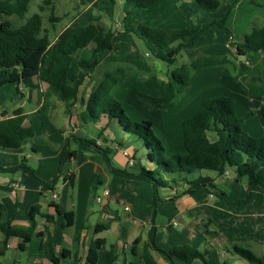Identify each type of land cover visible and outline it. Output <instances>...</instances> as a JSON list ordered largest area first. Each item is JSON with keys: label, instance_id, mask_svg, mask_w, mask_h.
Masks as SVG:
<instances>
[{"label": "crops", "instance_id": "crops-1", "mask_svg": "<svg viewBox=\"0 0 264 264\" xmlns=\"http://www.w3.org/2000/svg\"><path fill=\"white\" fill-rule=\"evenodd\" d=\"M219 1L222 3L219 9L200 11V18L202 17L204 21L218 19L230 6L225 27L205 29L199 33L201 34L200 39L196 40L201 41L205 39L204 35L210 34L211 41L205 56L221 57L229 54L239 66V71L248 77L250 72L246 73V67L242 64V59H247L248 56L237 51L236 47L231 46L230 43L238 44L252 29L264 28V0ZM92 4L87 8L89 12L83 17L81 14L80 21L83 23L78 27H84L91 16L99 15L94 12ZM98 6L106 8L109 16L113 12H119L121 17L119 20L123 22L121 1L103 6L98 4ZM196 10L198 9L194 0H163L152 4L145 10L132 12L125 24H121L124 30L125 28L134 29L138 24H146L163 31L183 29L190 26L191 17ZM3 19L4 17L0 16V22ZM118 35L133 39L138 50L142 51V47L146 50L142 41L133 33L125 31ZM186 48L192 49L194 45ZM255 53V56L250 57L252 59L258 57L256 63L252 65L246 60V66L251 69L252 76L257 70L263 82L264 49ZM161 63L163 65V62ZM164 65L167 67V64L164 63ZM144 67L145 63H135L136 71L139 70L141 74L144 73L140 69L146 70ZM219 68L214 67L213 69ZM210 69L212 68L202 70L210 71ZM90 71L92 70H82L76 73L75 70L72 73L71 70L70 76L76 73L81 84L78 97L71 102L68 111L64 103L53 97L49 100L48 109L41 112L42 93L45 90L43 84L31 92L19 88L21 96H16L15 85H5L11 86L12 91H6V100L0 98V120L11 118L14 110L21 109L24 115L22 126L32 128L34 137L25 140L17 149L0 147V167L11 169L23 163L32 169L35 176L42 182H51L56 177L59 179L53 191L57 196L54 201L52 192H42L39 183L27 172L0 173V204L5 210L3 221L13 227H28V209L37 205L41 213L35 218L34 235L23 250L18 248L20 243L18 237H5L0 231V264H50V245L55 248L54 254L59 264H90L87 259L91 249H95L96 253V262L93 264H107L109 257H113L111 264H142L140 256L143 245L148 241L152 232L155 246L164 252L187 245L205 253L208 264H249V261L233 253L232 249L231 251L227 249V246L232 247L240 242L228 231L225 234L218 229V225H225L232 220L234 211H229L222 202L215 201L217 198L205 189H201L194 195L183 193L186 186L185 181H192L199 176L210 177L204 170L182 175L176 184L160 189V200L154 204L151 184L112 174L101 155L92 146L75 144L70 141L69 150L75 155L60 165L61 151L66 140L72 135H79L95 140L101 148L111 150L110 165L118 171L137 174L142 168L154 169V164L147 158L142 141L126 133L116 121H109L103 116L94 123L83 124L81 114L85 111L90 90L80 95V89L88 85L90 75H92ZM168 71L167 77L157 78L163 81L170 80L173 71L170 69ZM206 76L210 77V73ZM219 76H224L222 70ZM128 81L131 80L118 83L115 87L125 85ZM133 83L136 84V82ZM5 86L0 89L1 92H5ZM124 87V91L128 89L135 91L129 86ZM154 91L157 90L154 89ZM149 97L152 100L151 104L148 101L143 103L136 101L130 108L137 110L140 106L138 103H142L147 111L152 106L155 114L156 108L160 110L164 107L158 101V92L149 94ZM174 117L176 118H171V121L177 122L178 120L179 126H176L174 133L176 148L171 154H182V150L185 154L182 138V123L185 117L178 116L177 118V115ZM151 118L148 117L145 120L151 122L152 126H157L160 132L164 133L166 131L164 119L152 122L149 121ZM209 138L213 141V134H210ZM130 160H132L131 164ZM69 176L73 178V188L70 187L68 180H63V177L68 178ZM210 178L225 200L230 198L233 186L243 181L232 168H228L221 176L215 175ZM242 187L246 197L245 182ZM105 191H108V196H104ZM96 199H100V202ZM54 207H57L58 213ZM66 212L73 213V221L70 226L62 227ZM44 215L52 217L53 221H47ZM209 232L217 234L211 237ZM136 240L139 242L134 245ZM255 242L251 240V237L245 241V243L260 246ZM150 253L156 264H169L155 250ZM260 258L264 264V257ZM174 263L183 264L177 259ZM191 264H202V262L194 260Z\"/></svg>", "mask_w": 264, "mask_h": 264}, {"label": "trees", "instance_id": "trees-1", "mask_svg": "<svg viewBox=\"0 0 264 264\" xmlns=\"http://www.w3.org/2000/svg\"><path fill=\"white\" fill-rule=\"evenodd\" d=\"M116 1L122 2L124 14L122 21L125 24L132 12L145 10L152 4L163 0H107L105 4H114ZM194 2L198 10L193 12L195 19L188 28L163 31L146 24H138L131 30L125 28V31L136 35L154 59L167 65H173L183 48L193 47L195 33L210 27H225L230 6L220 18L207 19L203 22L199 12L219 9L222 3L219 0H194ZM50 3V0H44L39 6V11L41 12L44 9L43 6ZM28 4L29 0H0V16L4 17L0 22V89L5 85L12 84L16 87V96H21L19 88L31 92L43 84L45 90L42 93L41 112L48 109L49 100L53 97L64 103L65 109L68 111L71 102L78 97L81 84L76 73L82 70H93L97 67L98 59L103 52L112 49L114 32L99 22L100 17L91 16L84 27H67L55 39H50L48 32L42 28L40 13L25 19ZM92 6L97 8V2H94ZM98 9L107 13L106 8ZM11 17H16L20 21L25 20V22L15 26L10 20ZM49 20L53 23L59 21L52 12ZM230 45L245 54L259 52L264 49V28H254L244 35L242 42L230 43ZM85 50L89 52V58L78 59V52ZM74 67L76 73L70 76ZM214 67L231 68L232 78L238 81L239 85H243L245 80L247 85L262 83L260 76L247 79L239 71L236 62L227 56H197L189 65H181L176 72L173 71L168 81L160 80L155 75L143 78L131 66L115 65L112 71L103 74V78L90 91L81 119L83 124L94 123L103 116L109 121H116L126 133L134 135L142 141L147 158L154 164V169L145 170L142 168L137 174L118 171L110 165L111 150L101 148L95 140L79 135H72L66 140L61 151L60 165L75 155L73 151L69 150L70 141L75 144L92 146L101 155L112 174L151 184L154 204L160 200L159 190L176 184L182 175L204 170L221 176L228 168H232L240 178L245 180L247 194L244 201H247L253 192L261 191L260 187L264 184V136L252 138L242 131L240 119L235 114L234 102L231 98L220 96L202 101L195 112L182 123L185 154L174 155L168 159L163 156L164 147L153 134L151 122L130 121L124 115L121 103L112 96V90L118 83L131 80L144 87L157 90L159 103L168 105L188 93L190 77L193 72ZM12 115L11 118L0 120V147L5 149H17L25 140L34 137L32 128L22 126L24 121L22 110H14ZM210 134L214 136L213 141L209 138ZM18 171L27 172L39 183L42 192H53L59 179L56 177L51 182H42L35 176L32 169L23 163L11 169L0 167V173ZM63 180H68L70 187H74L72 177H63ZM185 183L184 194L194 195L201 189H205L220 202L226 203L225 198L210 177L199 176L192 181H185ZM54 208L58 213L57 207ZM4 214L5 210L0 204V231L5 237H18L20 239L18 248L23 250L34 235L35 218L41 215L40 207L33 205L28 209V227L11 226L3 221ZM43 217L47 221H53L50 216L44 215ZM64 219L62 227L70 226L73 221V213L66 212ZM216 234V232H209L211 237ZM138 242L139 240H136L134 245ZM49 248L50 264H59V260L54 254V246L50 245ZM152 250L160 253L169 264H175V259L183 264H191L194 260L208 264L205 253L187 245L175 247L168 252L158 249L154 244L153 232L150 233L148 241L143 245L140 256L142 264H156L150 253ZM232 252L250 263L263 264L262 259L254 255L247 247L233 245ZM87 261L90 264L96 262L95 249L89 251ZM112 261L113 257H109L107 264H111Z\"/></svg>", "mask_w": 264, "mask_h": 264}, {"label": "rangeland", "instance_id": "rangeland-1", "mask_svg": "<svg viewBox=\"0 0 264 264\" xmlns=\"http://www.w3.org/2000/svg\"><path fill=\"white\" fill-rule=\"evenodd\" d=\"M43 1L44 0H29L28 12L25 16V19L31 17L33 14L40 13L43 23L42 28L48 32L50 39H53L67 27L80 26L83 23L80 21L81 14L83 17V15L89 12L87 11V8L91 7L92 2L95 0H50L51 3L49 5L43 6L44 9L40 12L39 6L42 5ZM97 2V4H100V6H103L107 0H97ZM92 8L94 12L99 13V15L96 16L100 17L99 22L105 28L111 29L116 35H114L112 38V49L110 51H104L101 57L98 59V68H94V71H90L92 74L90 75L91 79L88 81V85L85 86L84 89H80V95H82V93L86 94L89 90L91 91L96 83L103 78V74L105 72L112 71L114 66L120 63V65L123 66L126 65L133 67L135 71L136 62L143 64L145 63L144 68L146 70L143 71L140 69V71L144 74L139 73V70L137 71L138 74H140L143 78L148 77V75H155L156 77L165 78L169 74V69L170 71L176 72V70L181 65H189L190 62L197 56H205L206 50L210 45L211 40L209 36L211 35L206 34L204 35L205 39L199 41L196 39H200L199 35L201 34H199L200 32H197L193 36L194 48H183L177 55L176 62L173 64V66L167 65L166 67L164 63L162 65L160 61L154 59L151 56L149 50H145L144 47L141 48L142 51L138 50L133 39H130L124 35H118L119 33L122 34L125 32L121 24L123 22L119 20V18H121L119 12H113L112 15L109 16L107 13L99 10V6L97 8ZM51 12L55 18L59 19V21L53 23L49 20ZM199 16H201L200 12ZM191 18L192 24L195 19L194 15H192ZM10 20L15 26H19L25 22V20L20 21L16 17H11ZM205 21L203 20V22ZM216 46H219L218 42L216 43ZM79 52L80 53L77 56L78 59L84 57V59L89 58L88 51L85 50ZM246 55L248 57L247 59H242V64L244 67H246V73L250 72V74L247 75V79H249V77L251 78L259 76V72H257V70L254 71L255 75L253 74L254 76H252L251 69L249 66H246V60L251 62L252 65L256 63L258 57H254L253 59L250 57L251 55L255 56L256 53H249ZM225 56L232 59L229 54H226ZM257 67L259 68V66ZM221 70L224 72L223 77L219 76ZM73 72H75V67L72 70V73ZM209 73L210 77L206 76ZM190 79L188 93L186 95L180 96L178 99L170 103L169 106L161 105L164 107H161L160 110L156 108L155 114V109L151 105H149L151 107H149V111H147V108H144L142 103L144 101H148V103L151 104L152 100L149 97V94L155 93L157 91H154V89L147 90L142 87L140 83L136 82L135 84L131 81L125 82V85H119L115 87V89L112 91V96L121 103L124 115L132 122L140 123L146 121L145 119L148 117H152L149 119V121L152 122L157 121V119H164L166 128L164 133L160 132L157 126H151V129L155 137L162 142L164 147L163 156L168 159L174 155H184L183 150L182 154H171L176 148L174 133L176 126H179L178 120L177 122H173L171 121V118H176L174 116L177 115V118L178 116H183V118L185 117L186 119L195 112L202 101L220 96L229 97L233 100L235 114L237 118L240 119V127L246 135L252 138L264 136V81L261 84L247 85L245 80L243 85H239L238 81L232 78L231 68L227 67H220L219 69L212 68L210 71L201 69L199 71L193 72ZM124 86H129L135 91L131 89L124 91ZM4 88H6L5 92L0 91V98L6 100V91H12V87L5 86ZM144 94H147L148 96H145ZM136 101H141L142 103H138L140 106L137 107V110L133 109L135 111L134 112L130 106H132ZM205 172L210 177H214L216 175L214 172ZM242 180L243 181L241 184L233 186L232 191L230 192V198L225 200L226 203H222L227 209H229V211H234V217L227 224L218 225V229L225 234L226 231L231 233L232 236H234L240 242L236 245L247 247L254 255L258 256L259 258L262 256L264 257V184H262L260 187L261 191L253 192L248 201H244L245 191L242 186L245 180L243 178ZM215 201L220 202L218 199ZM249 237H251V240L256 241L255 243H258L260 246L245 243ZM227 249L231 251L232 247L227 246Z\"/></svg>", "mask_w": 264, "mask_h": 264}, {"label": "built area", "instance_id": "built-area-1", "mask_svg": "<svg viewBox=\"0 0 264 264\" xmlns=\"http://www.w3.org/2000/svg\"><path fill=\"white\" fill-rule=\"evenodd\" d=\"M132 163V160H130V164ZM70 175V174H69ZM17 186V185H14ZM104 196H108V191L104 192ZM52 199L55 201L57 199V196L55 193L52 192ZM97 202H100V199H96Z\"/></svg>", "mask_w": 264, "mask_h": 264}]
</instances>
